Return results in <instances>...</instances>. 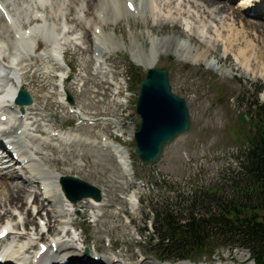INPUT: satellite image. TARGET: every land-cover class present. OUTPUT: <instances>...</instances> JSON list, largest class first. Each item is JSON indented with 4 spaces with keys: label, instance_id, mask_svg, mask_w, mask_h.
<instances>
[{
    "label": "rangeland",
    "instance_id": "374dc122",
    "mask_svg": "<svg viewBox=\"0 0 264 264\" xmlns=\"http://www.w3.org/2000/svg\"><path fill=\"white\" fill-rule=\"evenodd\" d=\"M228 3L238 7L240 0H231ZM249 14L252 20H258L264 25V14L257 17L255 14ZM223 17H227V24L233 22V17L227 13ZM139 22L136 27L138 32L145 28L141 20ZM126 25L128 26L127 20L122 19L121 27L116 29V35L123 39L127 48L113 52L110 56H107L109 53L106 50V56L109 58L104 74L95 73L101 69H96V64L92 60L94 53L88 49L90 44L83 39L78 41V44L65 46L67 51L65 60H62L63 67L57 63V68L53 71L54 74L70 75V78L64 79L67 85L55 78V83L61 86H53L48 82L45 88L43 81L35 80V85L25 87L31 88L27 91L34 95L35 102L40 106L46 101H48L46 104H51L49 108L45 106L44 114L47 115L45 119H48L45 123L58 128L57 131L60 129L75 131L96 141L89 144H84L80 140L75 141L74 146L68 148L67 155L59 149L47 150L53 153L50 158L57 160L56 166L46 163L49 167L62 172V175L77 176L104 192L102 207L93 205L90 201H83L87 198L76 202L73 217L80 224L77 232L83 230L82 239H88L86 245L93 249L99 245L100 252L103 254L107 252V255L128 252L134 259L161 262L155 258L159 253L156 252V241L149 244V236L153 232L151 222L154 221L157 212H163L168 208L179 213L183 211V207L195 202L199 208L197 211L204 214L198 200L202 197L207 198L210 190L217 192V195L224 199H233L237 194V184L246 181L242 174L243 150L247 147L248 135L254 132L251 124V118L256 116L254 107L251 106L253 94L259 91V101L264 103V78L255 77L259 75L258 63L261 59L264 62V35L250 29L241 30V24L234 21L231 30H234L233 38H236L226 53L220 50L218 55L214 54L209 56L208 60L194 63L184 56L181 57L174 49L169 53L162 50L155 67H164L168 70L172 91L185 98L190 127L164 146L158 160L143 163L134 152L135 141L131 130L138 129L140 124V117L135 109L136 99L140 80L146 76L149 68L137 65L133 61L130 29ZM183 28L187 30L189 27L185 25ZM106 29L111 30L110 27ZM154 29L150 34L160 40L168 38L175 30L167 25L162 29L159 27ZM180 37L181 42L189 39L184 34ZM37 38L40 41L45 40V36ZM138 38L145 45V49L149 50L150 40L147 38L143 40L140 36ZM246 40L250 42L249 48H253L248 62L249 67L241 65L236 56L237 48ZM48 51L49 49L42 46L39 52ZM34 71L33 69L30 77H27L29 81L33 80ZM39 77L42 78L41 75ZM119 88L121 93L117 94ZM115 118L121 122L120 126L116 127ZM100 134L120 141L128 150L134 179L129 187L115 156H112L109 148L97 142L101 139ZM22 174L24 175L23 172ZM134 187H138L139 191L135 207L127 201ZM85 204L90 207L86 208ZM18 208L21 223H24L27 212L30 213L28 210L33 213L31 217L29 216L33 219L32 222L21 226L19 231L34 233L37 226L39 229L44 225V219L39 220L37 205L32 206L30 203L24 211ZM5 209L11 212L9 213L11 219H0V226L4 220L9 219L11 222L18 220V217H13V212L16 211L14 208L5 206L3 209L0 208V213L3 214ZM146 226L149 232L144 230ZM45 230L47 231V228ZM45 235L50 236L49 231ZM23 237L19 240L25 241L26 237ZM219 242L217 240L211 244L208 252H193L191 257L195 264H215L220 261L219 257L224 258L228 253H231L230 259L233 261L225 260L223 262L225 264L228 262L254 264L251 253L246 248L228 246L223 240L222 244ZM242 253L247 256L245 263H239L238 260ZM129 256L126 255L125 258L131 260Z\"/></svg>",
    "mask_w": 264,
    "mask_h": 264
},
{
    "label": "bare ground",
    "instance_id": "6f19581e",
    "mask_svg": "<svg viewBox=\"0 0 264 264\" xmlns=\"http://www.w3.org/2000/svg\"><path fill=\"white\" fill-rule=\"evenodd\" d=\"M228 1L231 0H203V3L201 0H0V208L11 206L16 210L13 217H18L16 222L8 219L2 221L0 226V234L5 230L9 231L4 238L0 237V264L196 263L190 259L178 261L181 263L134 259L128 252L107 255V252H100L99 245L94 249L88 247V239H82L83 230L77 232L80 224L73 217L77 203L67 197L60 182L64 174L46 163L57 165V160L50 158L53 153L47 150L59 149L67 155L68 148L74 146L75 141L80 140L84 144L96 141L75 131H57L58 128L45 123L48 121L45 119V106H51L46 104L48 101L40 106L31 93L33 102L22 106L16 104L14 98L20 89H31L25 85L32 87L35 80L43 81L45 88L48 82L53 86H61L55 83V78L62 80L61 74H54L53 71L56 70L57 63L63 67L62 60H65L67 51L65 46L78 44V41L83 39L90 44H87L88 49L94 53L92 60L96 69H101L95 73L104 74L103 71L108 65L107 56L127 48L123 39L116 35V29L121 27L122 19L127 20L129 27L126 26L130 29L132 59L137 65L146 68L155 66L163 49L166 53L174 49L181 57L184 56L194 63L208 60L209 56L218 55L220 50L226 53L236 38H233L234 30H231L234 21L241 24V30L250 29L264 35L263 23L252 20L249 14H255V17L264 14V0H240L238 7ZM128 2H133V9L128 7ZM225 13L233 17L232 23L227 24V17H223ZM139 20L145 28L138 32L136 27L140 23ZM166 25L175 29L168 38L160 40L152 37L150 33L154 32L155 27L162 29ZM185 25L189 27L187 30H183ZM109 27L111 30L108 32L106 28ZM183 34L189 39L181 42L180 36ZM38 36H45V40L40 41ZM139 36L143 40H150L149 50L139 41ZM42 46L49 51L39 52ZM249 46L250 42L246 40L237 48L236 54L240 64L246 67H249L248 62L253 51ZM106 50L109 53L107 56ZM257 68L259 75L255 77L264 78L262 59ZM33 69V80L29 81L27 77H30ZM27 71L28 74L23 76ZM63 83L67 85L66 80ZM120 92L119 88L117 93ZM3 116H6V119H3ZM100 138L97 142L109 148L112 156H115L129 187L134 179L128 151L104 134H100ZM7 157L10 160L7 161ZM101 191L104 195L103 190ZM138 192V187H134L127 197L133 207L136 206ZM83 201H90L93 205L102 207L103 198L99 201L92 198ZM30 203L32 206L37 205L39 220L44 219L45 222L41 228L36 227V232L25 233L18 229L32 222L30 217L33 213L31 210H28L30 213L26 211L28 215L24 223H21L18 207L24 211ZM85 206L90 207L87 204ZM9 213L11 212L5 209L3 214L0 213V219L10 218ZM45 228L50 233L48 237L45 235ZM23 236L26 237L25 241L22 240ZM41 242L47 244V251L41 252ZM126 255L131 260H127ZM230 257L231 253L226 254L224 258L219 257L220 261L215 264H225V260H232ZM238 260L239 263H245L247 256L242 253Z\"/></svg>",
    "mask_w": 264,
    "mask_h": 264
},
{
    "label": "trees",
    "instance_id": "16d2710c",
    "mask_svg": "<svg viewBox=\"0 0 264 264\" xmlns=\"http://www.w3.org/2000/svg\"><path fill=\"white\" fill-rule=\"evenodd\" d=\"M258 93L253 94L251 102L256 113L251 118L254 132L248 135L243 150L242 174L246 181L237 184L233 199L210 190L207 198L198 200L204 214L197 211L195 202L179 213L168 208L157 212L149 244L156 241L159 260H192L193 252H208L211 244L217 240L222 244L223 240L228 246L250 251L254 264H264V103ZM144 230L150 231L148 226Z\"/></svg>",
    "mask_w": 264,
    "mask_h": 264
},
{
    "label": "water",
    "instance_id": "95a60500",
    "mask_svg": "<svg viewBox=\"0 0 264 264\" xmlns=\"http://www.w3.org/2000/svg\"><path fill=\"white\" fill-rule=\"evenodd\" d=\"M16 102L29 105L33 99L28 91L20 89ZM135 109L140 124L134 134V152L143 163L158 160L164 146L190 127L186 100L172 91L168 70L164 67L148 69L139 86ZM60 182L67 197L73 202L84 198L99 201L102 198L99 187L77 176L64 175Z\"/></svg>",
    "mask_w": 264,
    "mask_h": 264
}]
</instances>
